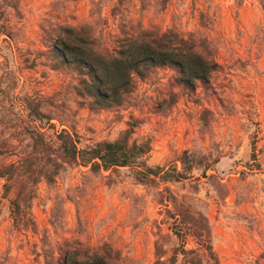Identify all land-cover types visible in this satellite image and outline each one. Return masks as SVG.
Returning a JSON list of instances; mask_svg holds the SVG:
<instances>
[{"label": "rangeland", "instance_id": "374dc122", "mask_svg": "<svg viewBox=\"0 0 264 264\" xmlns=\"http://www.w3.org/2000/svg\"><path fill=\"white\" fill-rule=\"evenodd\" d=\"M164 34L182 55L216 64L207 82L189 89L171 64L129 68L131 49L154 48ZM84 48L111 78L125 74L118 99L96 98L74 62ZM132 124L131 141L151 139L148 166L186 177L144 183L131 165L65 164L54 183L35 186L23 226L16 189L6 194L0 176V264L94 254L107 264H167L182 245L171 194L208 217L218 264H264V0H0V168L33 154L35 128L54 146L66 130L85 148ZM186 248L204 253L191 236ZM172 264L191 263L179 252Z\"/></svg>", "mask_w": 264, "mask_h": 264}, {"label": "trees", "instance_id": "16d2710c", "mask_svg": "<svg viewBox=\"0 0 264 264\" xmlns=\"http://www.w3.org/2000/svg\"><path fill=\"white\" fill-rule=\"evenodd\" d=\"M168 34L162 35L161 40H159L160 42L157 41L154 48L149 44L145 45L141 43L136 45L134 50L131 49L126 54L129 56L127 57L129 68L140 73L141 65L171 64L178 68L185 85L189 89L194 88L193 81L195 79L207 82L210 78L209 74L213 65L216 64L205 60L203 56L196 52L185 56L182 55L177 51L178 48L171 46L173 37L169 38ZM176 39L183 42L188 47L187 49L192 50L193 47L190 42H187L182 37L174 36V40ZM121 53L120 51L119 54ZM119 59L113 58L111 61V63L115 62L113 63L115 68H119L117 65V62L120 63L121 61ZM74 62H77L81 68H87L95 83L96 98L107 99L113 97L116 100L121 95V88L125 87L126 90L128 89L129 81L124 79L125 74L117 76V78H111L109 74L110 70L105 66H100L99 62L91 55L88 49L84 48L80 50L75 55ZM121 80L122 82L118 83ZM133 125L132 128L126 129L114 141L103 140L85 148H80L77 138L66 130L57 134L59 145L54 146L45 138L40 130L33 129V154L21 158L18 163L10 162L0 168V176L6 179L4 184L5 193L8 194L12 189H16V195L11 200L16 222L23 226L29 225L32 219L30 216H27L25 206L33 198L35 186L42 179L46 180L49 184L54 183L57 174L65 164L82 161L86 165H90L91 169L95 172L101 169L131 165L135 166L136 179L144 183H156L157 176L163 181L185 178L186 176L176 169L171 171L166 170L163 175H160L163 170L162 167L153 168L148 166L144 157L152 148L151 139H147L141 143L136 140L131 141V135L134 132ZM171 196L172 201H174V207H177V213L173 212L170 208L167 211L174 218L173 228L182 241V245L180 249L174 252V256L168 259L167 264H172L176 261L179 252L191 264H218L211 243V226L208 217L201 211L191 210V212H188L184 204H175L177 201L176 196L172 194ZM189 236L193 238L199 248L204 250V253H199L195 248H186L187 237ZM62 264H107V262L103 257L94 254L90 260H65Z\"/></svg>", "mask_w": 264, "mask_h": 264}]
</instances>
